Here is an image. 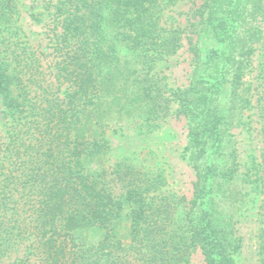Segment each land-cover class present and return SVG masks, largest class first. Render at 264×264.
<instances>
[{"label": "trees", "instance_id": "16d2710c", "mask_svg": "<svg viewBox=\"0 0 264 264\" xmlns=\"http://www.w3.org/2000/svg\"><path fill=\"white\" fill-rule=\"evenodd\" d=\"M178 1L50 0L48 65L17 42L19 1L0 0V264H188L197 251L235 264L233 138L264 51V0H201L183 27L169 14ZM205 37L217 45L210 79L172 91L157 63L186 46L199 69ZM169 116L186 120L191 199L162 192L147 166L106 162L111 125L142 131ZM260 157L247 181L264 194Z\"/></svg>", "mask_w": 264, "mask_h": 264}, {"label": "rangeland", "instance_id": "374dc122", "mask_svg": "<svg viewBox=\"0 0 264 264\" xmlns=\"http://www.w3.org/2000/svg\"><path fill=\"white\" fill-rule=\"evenodd\" d=\"M20 34L19 46H26V53H44L43 59L51 64L49 31L51 16L48 7L50 0H18ZM201 0H179L169 14L177 19L181 27L186 24V14L189 9L197 7ZM199 48V69L186 51L181 48L172 57L157 63L155 72L163 77L165 84L172 91L184 90L196 79L209 80L205 68L208 47H217L214 40L205 37ZM204 43V44H203ZM252 74L245 81L249 108L245 122L234 130L236 148L239 153L237 184L242 189L241 207L235 213V237L239 238L235 264H264V194L260 188L248 183L247 171L251 161L261 162L264 150V51L256 52ZM42 58V57H41ZM50 74V70L47 71ZM175 108L173 106L172 111ZM186 120L169 116L154 123L142 131L135 125L127 127L111 125L108 133L111 139V153L106 157L107 164H114L126 159L134 165L147 166L154 173H160L164 179L162 192L192 198V183L195 180L194 171L182 156L186 145ZM0 137H6V121L0 116ZM262 170V168L260 169ZM126 224L121 226L126 232ZM188 264H204L201 253L197 251L191 256Z\"/></svg>", "mask_w": 264, "mask_h": 264}]
</instances>
